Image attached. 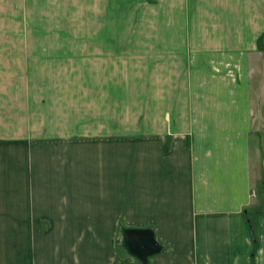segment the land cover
Segmentation results:
<instances>
[{"label":"crops","instance_id":"crops-1","mask_svg":"<svg viewBox=\"0 0 264 264\" xmlns=\"http://www.w3.org/2000/svg\"><path fill=\"white\" fill-rule=\"evenodd\" d=\"M0 35H85V88L134 121L32 128L0 175V264H264V0H0Z\"/></svg>","mask_w":264,"mask_h":264},{"label":"rangeland","instance_id":"rangeland-1","mask_svg":"<svg viewBox=\"0 0 264 264\" xmlns=\"http://www.w3.org/2000/svg\"><path fill=\"white\" fill-rule=\"evenodd\" d=\"M18 36L0 35V96L7 98L0 103V124L5 141L14 143L12 158L3 161L0 175L20 171L19 145L36 139L32 128L46 135L54 129L134 124L131 105L115 103L110 94L113 103H98L100 98L85 88V35ZM10 81L22 85L12 88ZM121 110L125 118L117 119Z\"/></svg>","mask_w":264,"mask_h":264},{"label":"water","instance_id":"water-1","mask_svg":"<svg viewBox=\"0 0 264 264\" xmlns=\"http://www.w3.org/2000/svg\"><path fill=\"white\" fill-rule=\"evenodd\" d=\"M126 249L144 263L147 257L159 253L160 247L149 232L127 231L124 235Z\"/></svg>","mask_w":264,"mask_h":264},{"label":"trees","instance_id":"trees-1","mask_svg":"<svg viewBox=\"0 0 264 264\" xmlns=\"http://www.w3.org/2000/svg\"><path fill=\"white\" fill-rule=\"evenodd\" d=\"M263 184L260 186V188L258 189V194L259 195H261V192H262V188H263ZM248 226H249V229L251 230V229H253V224H252V222H251V218L248 216ZM253 237V241L255 242V238H254V236H252Z\"/></svg>","mask_w":264,"mask_h":264}]
</instances>
